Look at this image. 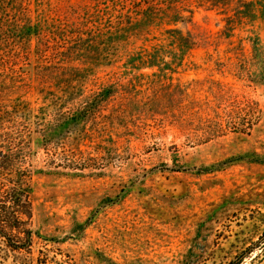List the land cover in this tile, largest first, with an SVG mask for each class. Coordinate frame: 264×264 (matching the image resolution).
I'll return each mask as SVG.
<instances>
[{"label": "rangeland", "instance_id": "obj_1", "mask_svg": "<svg viewBox=\"0 0 264 264\" xmlns=\"http://www.w3.org/2000/svg\"><path fill=\"white\" fill-rule=\"evenodd\" d=\"M104 1L6 0L4 16ZM234 13L194 7L177 25L198 42L182 63L128 67L123 49L76 64L63 105L36 75V39L4 21L0 218L32 240L0 233V264H264V19ZM156 35L128 49L165 43Z\"/></svg>", "mask_w": 264, "mask_h": 264}, {"label": "trees", "instance_id": "obj_2", "mask_svg": "<svg viewBox=\"0 0 264 264\" xmlns=\"http://www.w3.org/2000/svg\"><path fill=\"white\" fill-rule=\"evenodd\" d=\"M111 1L112 4L102 2L103 7L100 6L101 2L95 5L84 4L61 13L58 17L43 18L39 14L34 17L30 5L15 7L10 16L5 17L7 3L6 0H0V30L4 31L5 20L8 22L14 18L17 28L15 32L24 43H32L33 38L36 39V54L44 59V64L38 66L36 75L43 82L50 79L58 86L56 92L61 95H58L60 100L56 104L72 103L70 99L75 89H72L74 84L70 79L73 78L74 70L81 69L78 65L88 71L95 70L98 66L111 65L123 49L128 67L139 69L167 64V56L182 63L185 55L198 42L192 33L185 32L177 25L180 22H191L194 7L217 9L224 13L235 11L227 17L232 23L245 16L264 19V0ZM159 30L164 35L165 43L154 45L151 49L142 48L137 52L128 49L132 39L134 42L139 39H156V31ZM166 47L172 49L167 50ZM98 95L106 97L110 95V91L105 88ZM84 103L88 105L87 101ZM9 135L10 133L5 134ZM6 164H0V173L9 168ZM27 210L28 216L31 215V211ZM17 222V219L12 221L0 218V233L7 236V229L18 230L19 234L25 232V239L31 241L32 231L20 229Z\"/></svg>", "mask_w": 264, "mask_h": 264}]
</instances>
